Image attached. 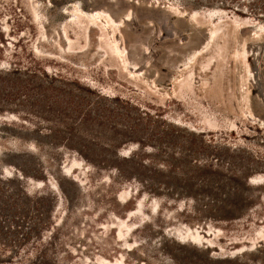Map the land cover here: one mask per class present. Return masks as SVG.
<instances>
[{
  "label": "rangeland",
  "instance_id": "rangeland-1",
  "mask_svg": "<svg viewBox=\"0 0 264 264\" xmlns=\"http://www.w3.org/2000/svg\"><path fill=\"white\" fill-rule=\"evenodd\" d=\"M0 264H264V0H0Z\"/></svg>",
  "mask_w": 264,
  "mask_h": 264
}]
</instances>
